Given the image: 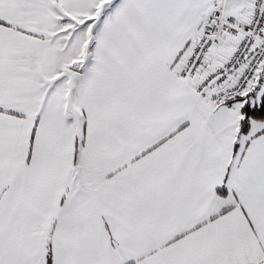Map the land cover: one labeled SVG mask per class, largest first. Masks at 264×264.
<instances>
[{
	"label": "snow or ice",
	"instance_id": "snow-or-ice-1",
	"mask_svg": "<svg viewBox=\"0 0 264 264\" xmlns=\"http://www.w3.org/2000/svg\"><path fill=\"white\" fill-rule=\"evenodd\" d=\"M0 264H264V0H0Z\"/></svg>",
	"mask_w": 264,
	"mask_h": 264
}]
</instances>
